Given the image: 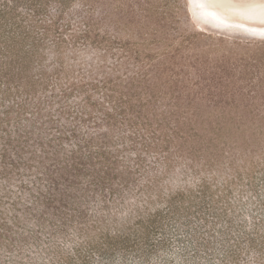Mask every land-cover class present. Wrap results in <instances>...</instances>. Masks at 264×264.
Instances as JSON below:
<instances>
[{
	"label": "trees",
	"instance_id": "trees-1",
	"mask_svg": "<svg viewBox=\"0 0 264 264\" xmlns=\"http://www.w3.org/2000/svg\"><path fill=\"white\" fill-rule=\"evenodd\" d=\"M74 1L0 0V264H264V100L60 85V48L104 39Z\"/></svg>",
	"mask_w": 264,
	"mask_h": 264
},
{
	"label": "rangeland",
	"instance_id": "rangeland-1",
	"mask_svg": "<svg viewBox=\"0 0 264 264\" xmlns=\"http://www.w3.org/2000/svg\"><path fill=\"white\" fill-rule=\"evenodd\" d=\"M258 3L226 5L236 8ZM195 4L196 0H75L71 15L74 18L85 16L91 30L99 33L100 38L104 37L103 43L93 46L87 41L84 47L63 45L57 53V71L51 75H58L62 86L108 78L121 86H138L143 92L160 94L203 89L196 98V104L202 107L209 104L206 99L201 102V98L211 94L228 100L235 98L237 102L257 95L263 101L264 30L225 24L207 10L196 9ZM72 21L79 22L78 19ZM253 23L263 26L264 20ZM82 96L84 94L78 100H82ZM7 97L0 94V115L4 110L1 102L7 104ZM22 124L10 126L6 122L0 125V129L5 128V132H0V154L4 146L10 150L11 134ZM1 178L0 174V208L3 212L2 204L7 203L10 194L9 185L15 184L16 180ZM240 191H243L240 199H246L245 190ZM240 191L233 193L240 196ZM251 202L253 200L242 207L249 213L254 208ZM252 215L254 219L258 217L256 210ZM88 238L91 239L92 234ZM262 254L264 256V249ZM255 255L252 252V256Z\"/></svg>",
	"mask_w": 264,
	"mask_h": 264
},
{
	"label": "bare ground",
	"instance_id": "bare-ground-1",
	"mask_svg": "<svg viewBox=\"0 0 264 264\" xmlns=\"http://www.w3.org/2000/svg\"><path fill=\"white\" fill-rule=\"evenodd\" d=\"M256 1L260 3L254 6H237L236 8L230 9V7L226 5L234 2L253 4ZM195 7L198 10H207L208 14L225 24H236L238 27L243 29H246L248 26L249 29L254 28L252 30H264V25L256 26V24L253 23L255 21H249L250 15L247 10L250 9V11L254 12L258 19H262V17H264V0H196ZM231 16H237L239 18L233 19Z\"/></svg>",
	"mask_w": 264,
	"mask_h": 264
},
{
	"label": "water",
	"instance_id": "water-1",
	"mask_svg": "<svg viewBox=\"0 0 264 264\" xmlns=\"http://www.w3.org/2000/svg\"><path fill=\"white\" fill-rule=\"evenodd\" d=\"M210 1V0H209ZM216 6H218V5H216ZM219 8V7H218ZM225 8H227V7H225ZM231 9V8H230ZM248 11H249V21H257V20H264V17H262V19L261 18H257L256 16H255V14H254V12H251L250 11V9H247ZM228 11V10H227Z\"/></svg>",
	"mask_w": 264,
	"mask_h": 264
}]
</instances>
